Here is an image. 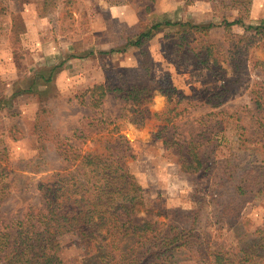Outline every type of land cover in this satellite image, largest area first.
Returning <instances> with one entry per match:
<instances>
[{
  "label": "rangeland",
  "instance_id": "374dc122",
  "mask_svg": "<svg viewBox=\"0 0 264 264\" xmlns=\"http://www.w3.org/2000/svg\"><path fill=\"white\" fill-rule=\"evenodd\" d=\"M242 1L0 0L4 224L41 207V183L80 153L111 149L143 187L134 220L151 219L158 234L196 233L172 264H216V251L235 259L255 246L264 226V0ZM239 15L245 24H224ZM167 19L214 25L165 26L140 46L104 52ZM97 82L151 88L145 123L111 92L92 106L82 93ZM102 115L114 122L94 120ZM76 128L86 136L72 137ZM192 150L204 162L198 171L182 167ZM59 241L63 264H92L78 230Z\"/></svg>",
  "mask_w": 264,
  "mask_h": 264
},
{
  "label": "trees",
  "instance_id": "16d2710c",
  "mask_svg": "<svg viewBox=\"0 0 264 264\" xmlns=\"http://www.w3.org/2000/svg\"><path fill=\"white\" fill-rule=\"evenodd\" d=\"M233 1L243 4L242 0ZM242 6H238L239 10ZM234 23L245 24L243 15L233 21L224 18L226 26ZM170 25L205 32L214 23L168 19L158 21L129 38L123 47L104 52L125 50L129 45L140 46L163 27ZM110 92L132 106V122L138 125L145 123V115L149 112L147 103L153 97L151 88L138 83L126 87L123 84L97 82L82 94L89 93V103L99 107ZM82 102H86V99H82ZM95 118L100 124L109 125L114 122L112 115ZM84 134L81 128H76L72 137L81 138L86 136ZM171 140L172 137L163 139L169 147L172 145ZM5 150L1 147L0 153ZM67 150L61 140L58 151L66 160H71L72 156ZM181 156L182 167L187 170L198 171L203 166L204 162L196 150H192L190 156L184 153ZM254 167L256 172L257 168H261L260 165ZM7 171L0 163V198L1 192L8 186ZM76 184L79 188L74 191ZM41 187L44 192L41 207L30 206L22 218L10 224H4L0 214V264H63L59 236L72 230L79 231L83 244L90 252L87 261L92 264H172L171 256L187 245L191 236L196 235L192 229L171 230L169 233L160 230L161 234H158V228L151 219L134 220L137 205L143 201V187L111 149L108 153H80L77 162H71L70 166L53 174L41 183ZM257 232L260 240L255 246H242L238 252L233 253L235 259L228 252L216 251L215 263L244 264L250 261L253 264H264V226Z\"/></svg>",
  "mask_w": 264,
  "mask_h": 264
}]
</instances>
